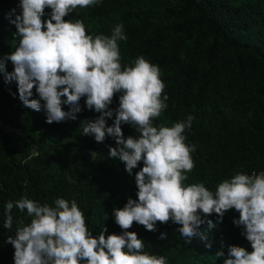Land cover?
Masks as SVG:
<instances>
[{
	"label": "trees",
	"instance_id": "16d2710c",
	"mask_svg": "<svg viewBox=\"0 0 264 264\" xmlns=\"http://www.w3.org/2000/svg\"><path fill=\"white\" fill-rule=\"evenodd\" d=\"M252 172L264 0H0V264H264Z\"/></svg>",
	"mask_w": 264,
	"mask_h": 264
},
{
	"label": "built area",
	"instance_id": "2783aa9c",
	"mask_svg": "<svg viewBox=\"0 0 264 264\" xmlns=\"http://www.w3.org/2000/svg\"><path fill=\"white\" fill-rule=\"evenodd\" d=\"M68 25L65 26V30H71ZM17 134L23 136V133L18 130V129H9ZM244 187L251 191L254 194H257L261 198L264 199V172H252L246 176V179L244 181ZM38 219L41 220L42 216H38ZM47 225L49 226L50 229H52L53 232H55L54 236V241L53 243L55 245H58L60 243L59 238H60V226L59 224L54 220V219H48L47 220Z\"/></svg>",
	"mask_w": 264,
	"mask_h": 264
},
{
	"label": "rangeland",
	"instance_id": "374dc122",
	"mask_svg": "<svg viewBox=\"0 0 264 264\" xmlns=\"http://www.w3.org/2000/svg\"><path fill=\"white\" fill-rule=\"evenodd\" d=\"M70 27V26H69ZM71 28V27H70Z\"/></svg>",
	"mask_w": 264,
	"mask_h": 264
}]
</instances>
